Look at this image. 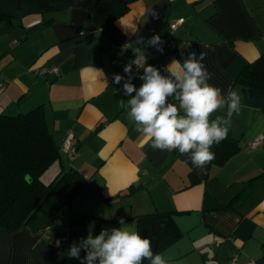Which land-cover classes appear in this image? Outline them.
<instances>
[{"label": "crops", "instance_id": "1", "mask_svg": "<svg viewBox=\"0 0 264 264\" xmlns=\"http://www.w3.org/2000/svg\"><path fill=\"white\" fill-rule=\"evenodd\" d=\"M179 17L184 21L173 34L178 48L152 63L168 78L174 60L183 64L189 53L196 60L204 53L201 63L211 74L207 82L221 89L226 104L230 89L241 96L240 112L229 127L239 149L224 163L212 160L203 169L193 164L191 153L153 149L135 130L128 101L136 93L127 94L124 84L138 90L143 80L120 75ZM261 54L264 0H136L114 21L84 8H59L14 19L13 26L1 24L0 113L43 106L61 159L41 180L48 184L61 171H79L86 185L71 210L86 217L84 225L71 228L66 210L65 219L61 215L38 231L29 225L11 233L0 230V264H87L82 247L79 258H68L72 245L79 247L90 232L110 234L132 224L141 236H150L158 211L171 212L181 233L159 251L152 241L153 253H162L169 264H228L234 256L236 264H264V138L253 144L264 135V102L245 99L236 80ZM52 66L59 74L38 72ZM226 104L210 121L227 117ZM69 132L76 147L72 157L62 150ZM245 190V197L234 200ZM81 227V239L57 246Z\"/></svg>", "mask_w": 264, "mask_h": 264}, {"label": "trees", "instance_id": "2", "mask_svg": "<svg viewBox=\"0 0 264 264\" xmlns=\"http://www.w3.org/2000/svg\"><path fill=\"white\" fill-rule=\"evenodd\" d=\"M135 1L0 0V25L13 26L14 19L59 8H84L114 21L124 15ZM236 80L242 86L245 99L264 102V54L244 66ZM238 149V142L228 131L227 138L217 144L213 161L222 164ZM60 159V148L48 129L42 105L15 115L0 113L1 231L11 233L23 225L38 231L53 225L66 210L69 211L71 228L77 224L84 225L86 215L71 210V203L86 185V178L71 168L61 171L48 184L41 180L43 173ZM26 174L30 175V181H26ZM255 179L250 178V182ZM247 194L245 190L234 200ZM153 217L152 235L141 237L148 238L151 245L156 239V250L159 251L173 244L181 233L171 212L158 211L153 213ZM84 230L83 227L75 229L70 236L82 237L80 234Z\"/></svg>", "mask_w": 264, "mask_h": 264}, {"label": "clouds", "instance_id": "3", "mask_svg": "<svg viewBox=\"0 0 264 264\" xmlns=\"http://www.w3.org/2000/svg\"><path fill=\"white\" fill-rule=\"evenodd\" d=\"M159 41L160 37L156 35L148 43L155 45ZM194 57L195 53L191 52L183 64L174 60L168 67L171 74L168 78L148 65L144 67V74L140 77L143 83L138 90L127 82L124 88L127 94L136 93L128 101V117L146 142L151 141L153 149H178L181 154L191 153L193 164L203 169L214 159L212 146L227 138L232 116L240 112L241 96L238 91L230 89L226 104L221 89L207 82L211 74L201 63L204 53L200 54L199 60ZM143 60L140 56L133 63L141 65ZM124 70L130 72L131 65ZM120 80V76L115 77V83ZM168 97H174L178 106L169 103ZM225 104L227 117L218 116L210 121L212 114ZM124 223L121 219L120 224ZM56 244L60 246V240ZM80 247L86 250L87 264L94 261L98 264H142L144 260L150 264H169L162 253H153L151 241L141 237L135 224L114 228L110 234L108 230H102L99 235L90 232L79 247H70L68 258H79Z\"/></svg>", "mask_w": 264, "mask_h": 264}, {"label": "built area", "instance_id": "4", "mask_svg": "<svg viewBox=\"0 0 264 264\" xmlns=\"http://www.w3.org/2000/svg\"><path fill=\"white\" fill-rule=\"evenodd\" d=\"M184 21L183 17H179L175 20H172L169 22V29L168 31L162 35L160 38V41L155 44L154 47H152L149 51L146 53H140L136 56L135 60L142 56L144 58L143 62L141 65H137L135 63L131 64V71L130 72H125L123 70L120 75L123 76L127 74L130 78L132 79H138L144 74V67L151 65L153 66L156 70L159 71V73L163 76V72L154 64L152 61L157 58L161 53H164L168 49H174L177 47V41L174 39L173 34L175 30L179 27L180 24H182ZM124 45H128V39L124 41ZM41 74H59V69L57 66H52L49 68H44V69H39L38 71ZM2 86V83L0 82V88ZM168 101L176 104V101L174 97H168ZM73 138V134L71 132L67 133L64 143L62 145V150L67 154L68 157H72L75 152H76V147L71 143V140ZM262 138H264V135H261L258 137L256 141L253 142V144L258 143ZM82 237H71L70 234L67 235L64 239L60 241V243H74L75 241L81 239ZM228 264H236V256L232 257Z\"/></svg>", "mask_w": 264, "mask_h": 264}, {"label": "rangeland", "instance_id": "5", "mask_svg": "<svg viewBox=\"0 0 264 264\" xmlns=\"http://www.w3.org/2000/svg\"><path fill=\"white\" fill-rule=\"evenodd\" d=\"M65 217H67V212H65L60 218V220H62V219H65Z\"/></svg>", "mask_w": 264, "mask_h": 264}, {"label": "water", "instance_id": "6", "mask_svg": "<svg viewBox=\"0 0 264 264\" xmlns=\"http://www.w3.org/2000/svg\"><path fill=\"white\" fill-rule=\"evenodd\" d=\"M25 179H26V181H30V175L29 174H26L25 175Z\"/></svg>", "mask_w": 264, "mask_h": 264}]
</instances>
